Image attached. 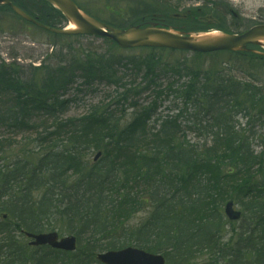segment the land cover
Listing matches in <instances>:
<instances>
[{
  "label": "trees",
  "instance_id": "16d2710c",
  "mask_svg": "<svg viewBox=\"0 0 264 264\" xmlns=\"http://www.w3.org/2000/svg\"><path fill=\"white\" fill-rule=\"evenodd\" d=\"M212 4L209 10L215 17L220 18L222 9L232 14ZM206 11L192 10L182 18L185 24L173 25L192 31L190 24L209 15ZM210 27L205 22L195 31ZM147 50L145 55L124 57L112 44L107 52L54 54V62L40 66L0 65V130L35 134L11 154L3 153L6 141L0 140V264H80L75 254L66 263L61 251L31 247L25 232L73 234L87 251L94 244L91 238L98 239L102 249L113 248L117 230L125 229L135 208L146 204L152 209L148 219L133 227L129 237L119 236L123 246L136 245L140 236L154 250L158 243L161 250L171 244L177 248L176 235L187 233L197 251L218 245L223 260L209 257L206 264H264V74L259 72L264 71V57L227 52L235 57L233 64L223 60L190 69L191 78L182 89L172 90L173 83L167 87L193 105L196 131L204 138L213 136L212 145L199 148L178 135L185 110L162 119L160 130L149 125L157 100L124 113L122 102L131 99L138 108L135 95L160 84L169 73H187V60L170 63L159 50ZM224 64L235 66L242 77L226 71ZM120 66L129 76H141L138 86H146L127 88V73L120 74ZM78 76L88 85L105 80L122 86L125 92L116 101L121 115L99 103L84 115L67 117L75 99L66 96ZM238 115L246 123L236 130ZM251 138L261 150L255 151ZM91 151L102 155L92 159ZM227 201L240 206L243 223L225 242ZM184 258L179 249L169 260Z\"/></svg>",
  "mask_w": 264,
  "mask_h": 264
},
{
  "label": "rangeland",
  "instance_id": "374dc122",
  "mask_svg": "<svg viewBox=\"0 0 264 264\" xmlns=\"http://www.w3.org/2000/svg\"><path fill=\"white\" fill-rule=\"evenodd\" d=\"M78 3L90 14L94 15L97 18L103 19L104 21L115 24L117 26L127 25L129 22L133 24V19L146 15L152 12H161L165 18L174 16L171 14L176 12L182 14L185 10L191 9L196 10L197 8H202L205 4L201 0H77ZM209 2H217L221 4L222 8L227 7V11L231 9L238 14L235 17L233 14H227L225 10L222 9L220 18L213 19L210 15L204 16L199 20V22L193 21L190 24V27L197 28L204 25L205 22L208 25L217 26L223 25L228 28L233 29L234 31H240L241 29L249 28L258 22H264V0H209ZM109 8H114L119 10L120 16H113ZM210 13V10L206 11ZM206 17V18H205ZM177 21L182 25L185 24L180 20L181 17L175 16ZM235 20V21H234ZM215 22V23H214ZM176 23V22H173ZM23 24V23H22ZM236 24V25H235ZM19 23L16 21L15 17L0 19V61L5 59L8 62L14 61L19 65H37L39 64H50L53 59L51 55L61 56V53H69V55L76 54L83 51L96 50L100 52H107L111 45L109 42L104 41L101 38H95L90 36L83 37H56L50 34L47 31H41L35 29L28 25L23 24L25 27L23 29H16ZM237 27L238 29H234ZM215 29V27H213ZM264 48V43L262 44ZM117 48V47H116ZM124 57H133L141 56L148 54L150 50L133 48V49H119ZM159 54H164V59L168 62L176 63L178 61H186L187 66L185 68L187 73L181 75L178 78L173 75L162 77L159 82L160 84L154 85L149 89L144 90L139 95H135L134 102H137L139 107H133L131 99L122 102L124 109L127 115L132 113L135 110H140L145 105H148L153 100H157L156 112H154L152 119L150 120L149 125L151 127L161 126L162 119L165 120L168 117H174L177 115L180 110H185L184 116L179 120L181 125L180 137H184L185 141H190V144L202 139V134L195 129V125L192 122L193 105L185 104L184 98L178 96L177 93L172 92L167 89L171 83H173L172 90L178 91L184 86V82H187L191 78L190 69L196 67H208L213 63H218L223 60H230V63L233 64L235 57L228 55L227 53H217V55H204L196 57L191 52L182 54L179 52L170 53L158 51ZM168 58V59H166ZM186 58V59H185ZM55 61L57 59L55 58ZM176 61V62H174ZM54 62V61H53ZM247 67V65H243ZM122 69L119 73H127L126 83L128 84L127 88H132L137 86L139 88L145 87L146 84L138 86L139 83H142L141 76L134 77L129 76L130 74L126 72L125 68L120 66ZM223 68L226 71L230 72L235 77H242V73L235 69V66L230 64H224ZM249 68V66H248ZM252 69V67L250 66ZM263 69H259V72L264 74ZM134 82H136L134 84ZM82 76H78L76 80L71 85V90L67 93L68 98L75 99L73 103L70 104L68 110L65 112L67 117H79L84 115L89 111V108L99 103H104L113 107V111L116 114L121 115L122 111L120 104H116V101L121 97L122 93L125 92V89L120 85H111L105 80H95L92 84L86 83ZM159 93V94H158ZM133 102V103H134ZM116 109V110H115ZM121 112V113H120ZM201 114V113H200ZM199 114V115H200ZM205 114V113H202ZM202 114L200 116H202ZM192 116V117H191ZM208 116L202 117L204 121L209 119ZM160 118V120H156ZM128 118H121V122H125ZM236 119L246 123V118L238 115ZM35 134L31 132L24 133H12L7 130H0V140L3 139L6 141L5 146L3 147V153L11 154L15 153L21 148L25 147V138ZM253 148L255 151L261 150V147L257 144V141L253 138L250 139ZM98 152L91 151L92 159L95 158ZM140 191H145V188L142 187ZM214 207H212L213 209ZM235 208L240 209L239 205H236ZM152 209L148 204L140 205L135 208L131 213L130 218L128 219L127 225L133 227L141 225L149 217V212ZM223 215L224 211H223ZM225 217V216H224ZM228 222L226 225L225 237L222 241H228L232 236V229L235 227L237 230L240 229L242 220L231 224L229 220L225 217ZM132 232H126L124 227L123 229H118L116 235H125L129 237ZM233 238H236L234 235ZM25 239H27L25 237ZM28 241V240H27ZM73 256V255H72ZM79 257L82 260V264H96L91 261L89 253L87 251V245L83 243L74 255Z\"/></svg>",
  "mask_w": 264,
  "mask_h": 264
},
{
  "label": "water",
  "instance_id": "95a60500",
  "mask_svg": "<svg viewBox=\"0 0 264 264\" xmlns=\"http://www.w3.org/2000/svg\"><path fill=\"white\" fill-rule=\"evenodd\" d=\"M54 4L73 24L74 29H55L46 27V29L60 34H88L99 37H105L116 42L120 47H166L180 50H190L200 53H209L214 51H253L248 45H262L264 43V24L251 27L242 33H229L223 31L212 32H181L170 27L152 23L148 26H131L127 29L114 28L105 24L92 16L83 12L72 0H47ZM8 0H0V4ZM24 18L34 21L30 16L14 7ZM35 22V21H34ZM226 214L232 219L240 217L239 212L233 210V203L226 206ZM34 238L32 244L43 245L50 244L53 247L75 250L76 238L73 236L58 239L56 232L49 234H28ZM108 253V252H107ZM99 255V258L109 264H147L144 255L135 251L133 247L125 248L119 252H110ZM158 261H164L162 257H157ZM163 263V262H161Z\"/></svg>",
  "mask_w": 264,
  "mask_h": 264
},
{
  "label": "bare ground",
  "instance_id": "6f19581e",
  "mask_svg": "<svg viewBox=\"0 0 264 264\" xmlns=\"http://www.w3.org/2000/svg\"><path fill=\"white\" fill-rule=\"evenodd\" d=\"M72 1L80 9H84L78 3L77 0H72ZM18 9L21 10L22 12H24L22 9H20V8H18ZM16 13L19 14L17 11H16ZM25 14H27V13H25ZM63 16L66 18V22H68L69 20L67 19L65 14ZM33 20L35 21V24H37L38 26H40L41 28L44 29L43 31H47L50 34H60V33H57V32H54V31L46 29V27L55 28V29H59V28H57L55 26L42 24L38 20H36L34 18H33ZM148 25H150V24H148L143 17H137V18H135V22L133 24L125 26L122 29H127V28H129L131 26L145 27V26H148ZM74 27L75 26L73 24L69 25L70 29H74ZM64 30H66V29H64ZM64 35H66L67 37H74L71 34H64ZM13 62L14 61L9 62V63H13ZM244 126H245V123L243 121H237L235 128H236V130H238V129L244 127ZM159 128H160V126L159 127H155V130H158ZM178 135L180 136V133ZM212 139H213V136H207L205 138L199 139V140L191 143L190 146L191 147L198 146L199 148L202 147L203 145H208L209 146V145H212ZM131 202L132 201L128 202L125 205V207L126 208L129 207L131 205ZM231 202L233 203V210L235 212H239L240 213V217L238 218V221L242 220V223H243V212H242L241 208L238 209V210L235 208V206L237 204L234 201H227L224 204V206H223V211H224V214H225L224 216L227 217L226 206H227L228 203H231ZM118 213H117V215H118ZM193 215L198 218L199 213L198 212H194ZM116 217L118 218L119 216H116ZM197 223H198V221H197ZM131 227H132L131 225H126L125 226V231L126 232H132L133 229ZM115 235H116V233H115ZM176 236L178 237V239H177L178 247L177 248H173V246L171 244L166 249H162L161 250L158 247H161L162 244L158 243L156 245V250H154V249H151L148 245H146L145 244L146 239H144V238H142L140 236L138 237V243L136 245H134L133 248H134L135 251H139V252H141L144 255V259H145V262L147 264H206V263H209L207 261V259L209 257H211L213 259H216V260H220V261L223 260V257L221 256L219 250L217 248H215V247H218V245H216L215 247H208V248H206V249H204L202 251H197V250H195L194 247L190 246L191 245V239L193 238V236H191V235H189L187 233H183V234L176 235ZM91 241L94 244L93 245H88L89 246L88 253H89L91 261H93L96 264H109L108 262L106 263L103 260H101L99 258V255L106 254L107 252L108 253H110V252H119V251L125 249V246H123V240L120 239V237L118 235L114 236V238H113V242H115V246L113 248L102 249L101 242L98 239H96V238H91ZM94 246H95V251H92V248ZM179 249H181V252H185V258L182 259L181 261H178L177 263L175 262V260L170 261L169 258L173 254H175L177 252V250H179ZM61 252H63V255H62L61 258L64 260V262L69 263V261H72L71 260V256L73 255L72 250H65L64 249V250H61ZM157 257H162L164 259V261H158ZM161 262H163V263H161Z\"/></svg>",
  "mask_w": 264,
  "mask_h": 264
},
{
  "label": "flooded vegetation",
  "instance_id": "af4514ba",
  "mask_svg": "<svg viewBox=\"0 0 264 264\" xmlns=\"http://www.w3.org/2000/svg\"><path fill=\"white\" fill-rule=\"evenodd\" d=\"M9 2L10 4L8 2L0 4V19L11 18L12 16L15 17L16 21L19 23V25L15 27L18 30L25 27L23 24L41 31L44 29L17 14L13 6L22 9L25 13L42 24L55 26L57 28L66 27V21L62 13L46 0H9ZM108 10L113 16L121 15L117 9L108 7ZM197 10L198 12L202 11L201 9ZM148 15L150 14L148 13L140 17L145 19Z\"/></svg>",
  "mask_w": 264,
  "mask_h": 264
}]
</instances>
